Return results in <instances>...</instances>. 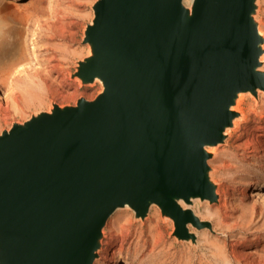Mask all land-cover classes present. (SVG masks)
Returning a JSON list of instances; mask_svg holds the SVG:
<instances>
[{"label": "water", "instance_id": "1", "mask_svg": "<svg viewBox=\"0 0 264 264\" xmlns=\"http://www.w3.org/2000/svg\"><path fill=\"white\" fill-rule=\"evenodd\" d=\"M257 2L94 3L73 76L102 92L0 134V264H94L118 209L158 207L178 240L211 227L192 210L218 202L207 148L264 91Z\"/></svg>", "mask_w": 264, "mask_h": 264}, {"label": "rangeland", "instance_id": "2", "mask_svg": "<svg viewBox=\"0 0 264 264\" xmlns=\"http://www.w3.org/2000/svg\"><path fill=\"white\" fill-rule=\"evenodd\" d=\"M96 1L83 0L76 3L75 7L63 16V21L53 29H48L43 23H38L42 19L38 15L29 21L25 29V24H21L13 13L23 10L29 12V8L30 11L31 8H36L31 12L39 10L40 13L44 4L41 6L40 0H0V55H22L24 53L31 55L33 46V50L35 49L41 59L42 69H47V66H50L49 57L52 58L51 66L53 67H51L52 70H49L52 79L48 82L50 88L46 90L48 107L44 109L45 111L50 110L52 104L75 106L82 98L89 101L94 100L103 90L99 81L83 84L80 79L73 76L76 72L77 61L86 57L89 52L88 45L83 44V40L86 27L93 18L92 7ZM260 1L258 2L256 20L259 22L260 30L264 36V2ZM60 3L62 0H53L55 7ZM12 27L16 28L10 31ZM61 49L67 50L66 58H62ZM2 72L3 69L0 70V75ZM52 80L53 82H51ZM6 92L7 89L0 88V99L5 98ZM260 92L263 91L257 93ZM261 104V101L258 102L257 98L250 93L241 96L235 108L240 116L234 121L233 127L226 131L224 143L215 146L219 150L214 153V156L222 161L210 165L213 170V180L217 185L218 202L210 205L198 200L192 207L200 220L209 222L210 225L215 221L213 220L215 219V216L212 215L213 211H220L224 227L215 226L213 229L211 225L209 228H195L189 225V232L194 236V239L178 240L174 236L173 221L163 218L158 207H152V210L157 211L156 217L151 210L145 220H136L131 209H118L116 213L112 214L113 217L110 221L117 214H121V218L124 215L121 222L124 229L122 232L116 233L111 228V222L107 221L98 257L94 264H120L124 260H127L129 264H248V261L240 260L234 256L232 245L235 242L247 239L246 246L240 247L238 250L249 253L254 250L253 245L260 238L259 248L264 249V116L260 114ZM35 110V108L25 109L23 116L15 113H1L0 134L9 130L13 124L23 123L33 114L38 113ZM238 146L242 148L237 149ZM212 148L214 147L207 149L212 153ZM227 149L235 152L234 155L238 159L237 164L241 168L240 173L235 170L227 173L226 166L229 164L230 157L222 154ZM258 170L262 171L261 178L256 176L255 171ZM246 189L252 190V196L244 194ZM227 193L232 199L231 204L235 207V210L231 208L229 212L223 208ZM241 200L251 204L249 208L254 203L257 207V210L253 211L252 221L246 225L239 224L240 214L237 210L240 209L239 202ZM210 209L213 210L209 211ZM229 214L234 217H230ZM149 224L154 227V232L158 233L162 241L156 249L148 240L150 236ZM206 231L213 238L224 241L228 255L227 260L217 259L213 255L215 246L205 242L202 235ZM160 252L161 254H159Z\"/></svg>", "mask_w": 264, "mask_h": 264}, {"label": "bare ground", "instance_id": "3", "mask_svg": "<svg viewBox=\"0 0 264 264\" xmlns=\"http://www.w3.org/2000/svg\"><path fill=\"white\" fill-rule=\"evenodd\" d=\"M82 1L83 0H62V3L58 4L55 7L53 5V0H40L39 4H41V6L44 4L43 7L40 9L41 11L40 13H39V10L31 12L36 8H31V11L29 8L28 9L29 12L24 11V10L20 12L15 11V13L13 14L15 18L20 21L21 24H25V29L29 21L35 15L42 17V19H40L38 23H43L46 27H48V29H51V28L53 29L57 26L58 23L63 21V16L67 14V12L72 10L75 7L76 3L82 2ZM259 1L260 0H258V2ZM263 2L264 0L261 3ZM58 7H61V9H58ZM15 28L16 27H12V29L10 28V31H13ZM61 52H63V57L61 56L62 58H66V56H68L67 50H62ZM74 55H77V54H74ZM49 58L50 60L48 63L50 64V66H47L48 67L47 69H42L41 68L42 64L40 61L41 59L39 55H37V53L35 52V49L33 50V46L31 50V55H26L25 53L22 55L21 54L20 55H2V54L0 55V70L3 69V72L0 75L1 77L0 78V88L5 89V90L7 89L5 98L0 99V114L1 113H15V114H20L23 116L25 109H33V108H35L36 109L35 111H37L38 113L41 111H45L44 109L48 107L47 102H46V94H47L46 90L47 88H50V85H48V82H50L49 80L52 79L51 77L52 75L49 70H52L51 67H53L51 66L52 58L51 57ZM260 61H261L260 69L261 70L263 69L264 71V56L263 55L261 56ZM15 75H18V76H15ZM51 82H53V80ZM256 95H257L256 98L258 102L261 101L262 103L260 105V114L264 116V91L257 93ZM51 109L52 107L50 108V110ZM216 146H219V145H216ZM212 147L214 148H212L211 150L213 154L211 157L210 165L214 162H216L215 164H217V162L222 161L221 159H218L215 156H213L215 155L214 153L218 152L219 148L215 146H212ZM236 148L240 149L242 147L238 146ZM234 153L232 152L231 149H227V151L222 152V154L223 155L225 154L226 157H230L228 160L229 164H227L226 166L228 169L227 173L234 172V170L239 173L241 171L240 170L241 168L237 164V161H238L237 156L234 155ZM255 173L258 178L262 177L261 170L255 171ZM212 174H211V177L213 178ZM228 193L226 195L227 198L225 199L223 208L227 209L226 211L229 212L231 208L235 210V207L231 204L232 199H230V196ZM244 194L246 196H252V190L246 189ZM196 201H198V199L194 200V202ZM250 205L246 203L244 200H241L239 202L240 209L237 207L239 209L237 211L240 214L239 224L246 225L247 223H250L252 221L253 211L257 210V207L255 203L249 208ZM152 207L153 205H151V207L149 208V212L153 209ZM211 210L213 209H210L209 211ZM116 211L114 213H116ZM156 212L157 211L152 210V214L155 217H156ZM120 215L117 214L116 216H114L112 221H110V219L111 217H113V215H111L110 218L108 219V222L110 221L112 224L111 228L114 229V232L116 233L122 232V230L124 229L123 224H121L122 219H124V215H122V218L120 217ZM212 215L215 216L214 217L215 219H213L215 221L214 223L211 224L213 229L215 228V226H220V227L225 226L222 223V220H221L222 216H221L220 211L215 210L213 211ZM230 217L233 218L234 216L230 215ZM154 230H155L154 227L151 224H149L150 236L148 240L153 245L154 249H156L157 247L160 246L162 241L158 233L154 232ZM202 235H203L205 242L215 246V252H213V255L217 259L227 260L228 255L226 254V245L224 241H220V239L213 238L212 236H210V234L207 231L203 232ZM246 242H248L247 239H244L242 242L237 241L232 245L233 251L235 253L234 256L239 258L240 260L248 261L247 262L248 264H264V249L259 248L260 238H258L255 241L253 245L254 250L249 253L238 250V248L240 247H245ZM159 254H161V252ZM120 264H129V262L127 260H124Z\"/></svg>", "mask_w": 264, "mask_h": 264}]
</instances>
